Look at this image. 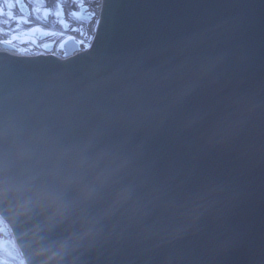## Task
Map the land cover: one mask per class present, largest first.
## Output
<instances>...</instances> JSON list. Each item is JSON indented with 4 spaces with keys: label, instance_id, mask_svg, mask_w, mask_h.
<instances>
[{
    "label": "water",
    "instance_id": "95a60500",
    "mask_svg": "<svg viewBox=\"0 0 264 264\" xmlns=\"http://www.w3.org/2000/svg\"><path fill=\"white\" fill-rule=\"evenodd\" d=\"M0 215L28 264H264V0H104L89 52L0 54Z\"/></svg>",
    "mask_w": 264,
    "mask_h": 264
},
{
    "label": "flooded vegetation",
    "instance_id": "af4514ba",
    "mask_svg": "<svg viewBox=\"0 0 264 264\" xmlns=\"http://www.w3.org/2000/svg\"><path fill=\"white\" fill-rule=\"evenodd\" d=\"M85 0H0V50L3 43L13 40L16 46H39V37L45 33L55 43L60 32L69 26L64 22L66 16H75ZM25 8V12L24 9ZM45 23L46 31L40 30ZM0 236V264H8Z\"/></svg>",
    "mask_w": 264,
    "mask_h": 264
},
{
    "label": "bare ground",
    "instance_id": "6f19581e",
    "mask_svg": "<svg viewBox=\"0 0 264 264\" xmlns=\"http://www.w3.org/2000/svg\"><path fill=\"white\" fill-rule=\"evenodd\" d=\"M100 2V1H99ZM90 5H91V3H88L87 4V7L88 8H90ZM99 5H100V3H99ZM91 7H93V5H91ZM40 26H43V25H40ZM42 28V27H41ZM82 28V27H81ZM45 29H47L46 27H45ZM78 37H79V39L80 40H78V43L81 45V47H83V39L81 38V36L80 35H78ZM54 40H52V42H53ZM83 49H79V51H76V52H80V51H82ZM18 52V54L19 55H30V56H34V55H36V54H39V53H44V52H42V51H37L36 53H34V52H31V53H29V51L28 50H26V49H22V50H20V51H17ZM58 52V51H57ZM76 52L75 53H73V54H76ZM59 53V52H58ZM72 54V55H73ZM63 57L65 56H67V55H65V54H61Z\"/></svg>",
    "mask_w": 264,
    "mask_h": 264
},
{
    "label": "rangeland",
    "instance_id": "374dc122",
    "mask_svg": "<svg viewBox=\"0 0 264 264\" xmlns=\"http://www.w3.org/2000/svg\"><path fill=\"white\" fill-rule=\"evenodd\" d=\"M86 33V39H87V36L89 35L90 33V29L88 30V32H85Z\"/></svg>",
    "mask_w": 264,
    "mask_h": 264
}]
</instances>
